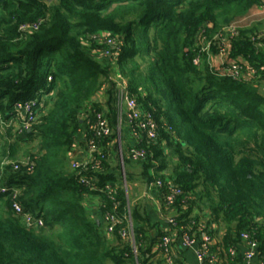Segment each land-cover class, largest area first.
Instances as JSON below:
<instances>
[{
    "label": "trees",
    "instance_id": "16d2710c",
    "mask_svg": "<svg viewBox=\"0 0 264 264\" xmlns=\"http://www.w3.org/2000/svg\"><path fill=\"white\" fill-rule=\"evenodd\" d=\"M259 4L0 0V264H164L157 246L168 228L154 230L121 182L115 77L157 126L154 139L129 135L126 144L130 130L121 127L126 183L138 167L140 183L161 181L158 199L170 185L179 189L162 215L173 217L179 234L210 237L204 264H239L241 235L264 264V95L255 87L264 81V34L256 26L229 31ZM101 39L117 44L109 58ZM25 101L35 102L34 120L21 134L5 124ZM103 106L109 138L86 127ZM89 139L100 170L72 169L71 153H86ZM132 145L143 160L130 161ZM84 177L94 190L78 183ZM106 183L109 196L101 192ZM87 197L101 217L115 216L111 234L91 216ZM24 215L43 228L27 227ZM129 224L136 255L119 236Z\"/></svg>",
    "mask_w": 264,
    "mask_h": 264
},
{
    "label": "built area",
    "instance_id": "2783aa9c",
    "mask_svg": "<svg viewBox=\"0 0 264 264\" xmlns=\"http://www.w3.org/2000/svg\"><path fill=\"white\" fill-rule=\"evenodd\" d=\"M236 29L235 26H232L229 31L234 32ZM102 43L106 44L108 47L107 51L102 52L103 58H109L111 50L117 49V44L113 42L110 39H102L100 40ZM234 71V75L236 76V70L235 68L232 69ZM247 75H253V71L250 70V72ZM101 91H104L103 89ZM35 105V102L33 101H25V102H16L10 113V117L7 120V123L5 124L6 127H13L17 128L19 133L23 134L25 132H29L31 130V124L34 120V115L32 112V108ZM105 106L102 107V110L99 113H96L94 122H86V127L88 131H90L95 137H103V138H109L114 133L112 127L110 126L108 119L105 116ZM114 109L116 112V139L115 143L117 145V153L119 158V164L120 169H123V156H122V150H121V141H120V130L121 127L124 126V124L127 125V127L130 130V138L132 141L139 142L141 138L144 136L147 140H152L156 137V129L157 126L148 114H142L140 111V108L138 107L137 103L134 101V99L130 98L126 91L125 83L123 80H119L116 82V97L114 102ZM2 122L0 123V125ZM87 152L83 153L80 150V157L76 160H74L71 164L72 169H79L82 168L85 171L91 170L93 172L100 170V160L102 159V156L99 155V159L97 161H91L92 154L96 151V143L92 140H88L87 142ZM78 150L79 148H75ZM128 157L130 158V161L132 162H139L145 158V152L143 149H136L133 145L130 147ZM83 161V162H80ZM25 164L28 162L27 159L24 160ZM91 163V164H90ZM16 167L14 166V169ZM121 182L124 187L125 192L127 191V183L124 172L121 173ZM78 183L82 186L88 187L91 190H94V188H91L90 182L84 177L80 178L78 180ZM110 183H106L103 188H101V192L106 195L112 194V188ZM145 188L147 191H156V189L162 188V183L159 180H156L154 182H150L145 185ZM0 192H3V189L0 187ZM127 193V192H126ZM181 192L176 186L170 185L168 190L165 192L164 195H162L161 199H158V209L159 212L162 215V207H164L165 210L171 208L173 204L176 201V197L180 195ZM13 209L16 213H21V209L14 204ZM128 220L130 222V216H129V210H128ZM103 223L105 225V231L107 234H111L114 229L115 225V216L112 213H105L102 217ZM166 223L168 226V234L163 236L158 244V249H161L164 253V264H174V260L171 254V247H172V237L173 236H180L182 244L186 248H194L195 249V258L198 262V264H204V258H208L209 255L207 254V249L210 243H212V240L208 235L205 233H201L199 238H194L186 233H178L175 228V222L173 217L170 215L166 216ZM23 221L26 224L27 227H33L34 229H42L43 223L40 219H34L30 215H24ZM119 236L121 239L127 240L130 245L132 246L133 254L136 255L135 246L133 242V233L132 228L130 224L127 227V230H122L119 232ZM241 239L246 241L244 245L247 248V252L245 253L243 259L244 260H251L255 258L256 255V243L254 241L247 240L246 235H241ZM231 254L234 255L235 251H231ZM214 259L211 258V260L208 262L211 264V262Z\"/></svg>",
    "mask_w": 264,
    "mask_h": 264
},
{
    "label": "crops",
    "instance_id": "0c3cea01",
    "mask_svg": "<svg viewBox=\"0 0 264 264\" xmlns=\"http://www.w3.org/2000/svg\"><path fill=\"white\" fill-rule=\"evenodd\" d=\"M260 4L253 8L246 17L241 19V21H250L253 18H260L264 14V0H259ZM258 22L257 21H252ZM255 26V25H251ZM261 34H264V31H259ZM119 77L114 78V82L116 83L119 81ZM255 87H257V90L264 95V81L259 80L256 84ZM103 101L102 99H99ZM127 136H129V133L124 132V138L125 141H123V144L127 143ZM82 155L80 153V149L76 150L74 149L73 152L70 155L71 160H76ZM129 184V183H128ZM130 186V184H129ZM130 188V187H129ZM136 190L134 191L133 189L131 190V193L126 191V196L129 198L130 205L133 206L137 204L141 210V213L145 216L147 219L148 223L155 229H161V230H166L168 228L167 223H166V216H161V213L159 212L158 209V198L156 197L157 195L153 191H147L145 188V185L143 183L139 184V187L135 188ZM86 203L88 204V209L90 211V214L93 218H95L97 221H100L102 223L103 219L101 217V214L98 210V203L96 198L94 197H87L86 198ZM169 216V215H168ZM172 257L173 260L176 264H198L196 258H195V249L194 248H186L183 246L182 241L180 236H173L172 237ZM247 252V248L244 244H242L238 248V253L241 256V261L239 264H263L260 261H258V258H253L249 261L244 260L243 257L245 253Z\"/></svg>",
    "mask_w": 264,
    "mask_h": 264
},
{
    "label": "rangeland",
    "instance_id": "374dc122",
    "mask_svg": "<svg viewBox=\"0 0 264 264\" xmlns=\"http://www.w3.org/2000/svg\"><path fill=\"white\" fill-rule=\"evenodd\" d=\"M253 20L254 21H257L258 20V22H254L253 23L252 22ZM251 25H255L258 31H264V14L262 15V17H260L258 19L253 18L250 21H241V23L238 21L237 23L234 24V26L236 28H240V27H242V28H246V27L249 28ZM212 61H213V59H212ZM117 157H118V154H117ZM118 161H119V158H118ZM169 167H170L169 170H171V166H169ZM139 171H140V169L138 167H134V168H132L130 170L128 169V173H131V174H133V175L136 176V179H134L131 183H129L130 186H129V184H127V191L130 192V193H131V190L132 189L135 191L136 190L135 188L136 187H139V184H140V179L138 178ZM122 172H124V170L123 169H120V174Z\"/></svg>",
    "mask_w": 264,
    "mask_h": 264
}]
</instances>
